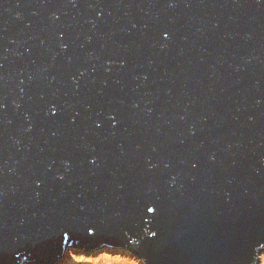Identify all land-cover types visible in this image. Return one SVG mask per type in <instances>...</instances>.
Listing matches in <instances>:
<instances>
[{
	"label": "water",
	"instance_id": "1",
	"mask_svg": "<svg viewBox=\"0 0 264 264\" xmlns=\"http://www.w3.org/2000/svg\"><path fill=\"white\" fill-rule=\"evenodd\" d=\"M71 243L260 264L264 0H0V264Z\"/></svg>",
	"mask_w": 264,
	"mask_h": 264
},
{
	"label": "rangeland",
	"instance_id": "2",
	"mask_svg": "<svg viewBox=\"0 0 264 264\" xmlns=\"http://www.w3.org/2000/svg\"><path fill=\"white\" fill-rule=\"evenodd\" d=\"M260 264H264V251L259 255ZM21 264H36L24 261ZM53 264H146L129 249L121 246L102 245L88 249L87 245L69 244L66 253Z\"/></svg>",
	"mask_w": 264,
	"mask_h": 264
},
{
	"label": "trees",
	"instance_id": "3",
	"mask_svg": "<svg viewBox=\"0 0 264 264\" xmlns=\"http://www.w3.org/2000/svg\"><path fill=\"white\" fill-rule=\"evenodd\" d=\"M24 261H32V260H30V259H24Z\"/></svg>",
	"mask_w": 264,
	"mask_h": 264
}]
</instances>
